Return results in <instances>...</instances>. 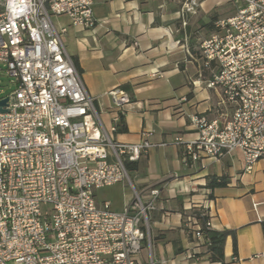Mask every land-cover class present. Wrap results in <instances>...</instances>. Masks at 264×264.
Wrapping results in <instances>:
<instances>
[{"label": "built area", "instance_id": "2783aa9c", "mask_svg": "<svg viewBox=\"0 0 264 264\" xmlns=\"http://www.w3.org/2000/svg\"><path fill=\"white\" fill-rule=\"evenodd\" d=\"M202 1L185 0L182 14H195ZM233 3L236 14L217 20L198 48L206 88L231 114L191 117L196 138L173 142L184 163L239 151L251 172L264 158V0ZM60 16L74 28L96 26L93 0H0V64L15 85V102L0 113V264H158L149 217L160 191H136L125 168L154 145L117 143L104 129L65 50V28L53 23ZM109 95L120 112L114 133L130 99L119 89ZM117 184L133 191L120 212L96 201L97 190ZM185 227L203 243L193 216Z\"/></svg>", "mask_w": 264, "mask_h": 264}, {"label": "crops", "instance_id": "0c3cea01", "mask_svg": "<svg viewBox=\"0 0 264 264\" xmlns=\"http://www.w3.org/2000/svg\"><path fill=\"white\" fill-rule=\"evenodd\" d=\"M184 1L93 0L96 26L90 30L71 27L64 16L52 20L56 28H65V50L78 63L111 138L122 144L148 140L154 145L130 173L136 191H160L149 217L153 259L158 264H220L210 260L202 242L185 227L187 215L203 207L213 230L235 232V255L232 237L224 243L225 264H264V158L251 172L244 171L239 151L219 161L184 163L183 147L173 142L177 136L184 143L196 138L191 117L231 114L219 93L206 88L209 74L200 70L198 48L214 31V24L209 26L212 18L216 22L232 17L237 6L233 0H203L195 14H182ZM226 4L233 11L223 8ZM114 89L130 99L119 116L125 133L111 132L120 114L109 95ZM210 176L225 177L226 186L206 188ZM130 202L127 199L122 207ZM147 257L145 247L141 258Z\"/></svg>", "mask_w": 264, "mask_h": 264}, {"label": "trees", "instance_id": "16d2710c", "mask_svg": "<svg viewBox=\"0 0 264 264\" xmlns=\"http://www.w3.org/2000/svg\"><path fill=\"white\" fill-rule=\"evenodd\" d=\"M215 22V18H212L211 22L209 23L210 27H213V24ZM74 65L77 69V71L80 73L79 65L78 63L73 60ZM127 131L126 126L122 122V118L119 120V122L116 125V129L114 131L115 134L117 133H125ZM138 162H125V168L128 173H131L133 171H136L138 168ZM227 184V180L225 177H216V176H210L207 178L206 188L213 190L216 188H222L225 187ZM189 215L193 216L196 219L197 225L200 228V233L203 235V247L205 248L206 254L209 255V258L212 262H217L220 264L224 263V243L228 236H231L233 239V250L235 255V232L230 230H224V231H215L210 226L207 225V223L210 220V216L208 215V211L203 208H197L194 209ZM189 234L192 236V234L189 232Z\"/></svg>", "mask_w": 264, "mask_h": 264}, {"label": "rangeland", "instance_id": "374dc122", "mask_svg": "<svg viewBox=\"0 0 264 264\" xmlns=\"http://www.w3.org/2000/svg\"><path fill=\"white\" fill-rule=\"evenodd\" d=\"M223 8L227 10L233 11V7L231 5H224ZM232 14V13H227ZM225 13H220L219 17H222ZM15 89V85L11 77H9L5 73V68L0 64V98L10 95ZM113 138V136H112ZM237 157L233 159V163L235 164ZM130 180L135 187V183L133 181L132 175L129 173ZM127 199H133V191L130 185L123 186L122 184H117L111 187H104L96 191V201L98 203L102 201H108L113 210L122 211L123 203Z\"/></svg>", "mask_w": 264, "mask_h": 264}, {"label": "water", "instance_id": "95a60500", "mask_svg": "<svg viewBox=\"0 0 264 264\" xmlns=\"http://www.w3.org/2000/svg\"><path fill=\"white\" fill-rule=\"evenodd\" d=\"M15 102L14 95L10 94L0 99V113L8 112V103L13 104Z\"/></svg>", "mask_w": 264, "mask_h": 264}]
</instances>
